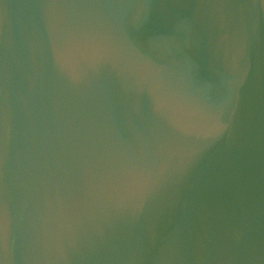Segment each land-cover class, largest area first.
Returning a JSON list of instances; mask_svg holds the SVG:
<instances>
[{"label": "water", "instance_id": "95a60500", "mask_svg": "<svg viewBox=\"0 0 264 264\" xmlns=\"http://www.w3.org/2000/svg\"><path fill=\"white\" fill-rule=\"evenodd\" d=\"M0 264H264V0H0Z\"/></svg>", "mask_w": 264, "mask_h": 264}]
</instances>
